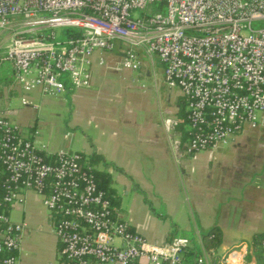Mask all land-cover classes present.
<instances>
[{"label":"built area","instance_id":"2783aa9c","mask_svg":"<svg viewBox=\"0 0 264 264\" xmlns=\"http://www.w3.org/2000/svg\"><path fill=\"white\" fill-rule=\"evenodd\" d=\"M149 6L155 13L146 15ZM261 23L264 0H0L3 60L21 91L54 97L87 88L92 55L117 46L124 70L139 69V53L156 57L165 84L184 99L189 155L257 126L264 113ZM94 172L80 154L35 146L0 113V264H17L26 224L6 211L28 192L50 214L58 264H184L190 241L148 244L117 216ZM245 255L242 246L221 257L202 252L192 264H244Z\"/></svg>","mask_w":264,"mask_h":264},{"label":"crops","instance_id":"0c3cea01","mask_svg":"<svg viewBox=\"0 0 264 264\" xmlns=\"http://www.w3.org/2000/svg\"><path fill=\"white\" fill-rule=\"evenodd\" d=\"M121 49L95 52L88 68L89 86L58 95L69 97L77 108L71 127L81 133V126L90 129V136L83 135L89 145L83 144L82 151L73 152L70 146L54 150L35 130L33 113L10 109L12 95L21 90L13 77L6 78L0 113L23 138L44 146L47 153L80 154L94 165L95 172L107 174L117 216L148 244L186 238L190 251L201 248L202 237L217 229L222 234L217 256L242 246L246 249L244 264H264V251L256 239L264 234V138L255 139L256 127L246 125L227 144L187 154L189 127L180 90L165 84L163 67L155 57L147 60V69L140 65L137 73L121 69ZM99 58L102 65L97 64ZM141 58L145 56L139 53ZM135 75L154 79L158 99L153 105L134 95L131 78ZM33 91L44 96L38 89ZM30 92L21 98L27 102L21 100L23 106H28ZM67 137L65 134L64 139ZM36 200L41 203L28 192L24 203L6 211L8 218L17 212L16 222L27 224L17 264H58L59 244L51 232L49 216L48 223L36 225L37 219L28 213ZM185 215L192 223L184 222ZM183 263L192 264V260L189 263L185 255Z\"/></svg>","mask_w":264,"mask_h":264},{"label":"rangeland","instance_id":"374dc122","mask_svg":"<svg viewBox=\"0 0 264 264\" xmlns=\"http://www.w3.org/2000/svg\"><path fill=\"white\" fill-rule=\"evenodd\" d=\"M142 12V11H141ZM140 11L135 13V17L139 16L141 14ZM155 13V7H147L144 11V14L151 15ZM260 27H264V23H261L259 25ZM52 32L55 34V37L57 40H62L63 35L61 33L60 29H53ZM2 37H0V95L2 94V91H4L5 81L6 78H12L13 76L11 71V65L9 62L3 60L6 50V43H1ZM154 58V57H153ZM155 59H157L155 57ZM140 65L141 69H147L149 62L147 61V58L140 59ZM163 67V66H162ZM142 69V70H143ZM138 71H133L132 73H137ZM163 81H164V71H162ZM132 83V91L136 97H145L149 104L153 105L151 102H156L158 99V94L156 92L158 91V88L155 87L154 79L149 77L146 78L144 75L137 76L131 78ZM165 82V81H164ZM24 96V92L21 90H16V92L12 95L11 100L9 102V107L12 110L16 111H27L29 113H33L35 117L34 120V128L35 130H38L40 132V135L42 136L43 143L49 142V145L53 146L55 148L54 150H57L56 147H65L70 146L71 151H82V145L86 144L89 145L86 138L83 137V135H91L90 129L87 130L84 129V126L82 128V133L78 129L76 130L73 126V120L77 113V108L69 97L61 95L58 97L49 98L46 96H41L36 92H30L28 94V106H23L21 104V100ZM25 97V96H24ZM22 98V99H21ZM26 98V97H25ZM153 99V100H151ZM27 103V102H26ZM34 110H33V108ZM257 126L254 128V138L255 139H262L264 138V124H262V117L264 118V113H257ZM9 120L12 123H16L17 121H14L13 118H9ZM85 125V124H83ZM68 134V137L64 139V135ZM201 153V152H200ZM85 159V158H84ZM86 160V159H85ZM86 162L90 165V163L86 160ZM92 165V164H91ZM94 171L95 167L92 165ZM97 169V168H96ZM32 213L35 218V224H43L48 223V216L50 219L49 212L39 203L37 200L33 201L31 203L30 210H28V213ZM17 212H12L11 215H9V218L16 222L17 219ZM23 222L19 221L18 223ZM184 222H191L192 218L189 215H185ZM17 223V222H16ZM29 223H34L32 221H29ZM26 224V223H25ZM27 225V224H26ZM183 232H185L183 230Z\"/></svg>","mask_w":264,"mask_h":264},{"label":"trees","instance_id":"16d2710c","mask_svg":"<svg viewBox=\"0 0 264 264\" xmlns=\"http://www.w3.org/2000/svg\"><path fill=\"white\" fill-rule=\"evenodd\" d=\"M94 178L97 188L105 193L106 197L110 201L111 207H113L115 202L109 189V178L107 174L94 172ZM221 238L222 234L217 229L212 230L208 235L202 237L201 248H194L187 252L186 256L188 257V262L190 263L195 255H201L202 252H215L221 244ZM256 239L258 240V245L261 247V242L264 241V234L258 235Z\"/></svg>","mask_w":264,"mask_h":264},{"label":"water","instance_id":"95a60500","mask_svg":"<svg viewBox=\"0 0 264 264\" xmlns=\"http://www.w3.org/2000/svg\"><path fill=\"white\" fill-rule=\"evenodd\" d=\"M164 243H165V241L162 244H164Z\"/></svg>","mask_w":264,"mask_h":264}]
</instances>
